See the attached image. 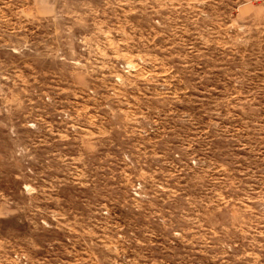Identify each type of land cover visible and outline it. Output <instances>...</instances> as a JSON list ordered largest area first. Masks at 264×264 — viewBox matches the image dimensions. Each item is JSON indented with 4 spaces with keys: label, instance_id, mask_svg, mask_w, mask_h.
<instances>
[{
    "label": "rangeland",
    "instance_id": "374dc122",
    "mask_svg": "<svg viewBox=\"0 0 264 264\" xmlns=\"http://www.w3.org/2000/svg\"><path fill=\"white\" fill-rule=\"evenodd\" d=\"M0 264H264V0H0Z\"/></svg>",
    "mask_w": 264,
    "mask_h": 264
}]
</instances>
